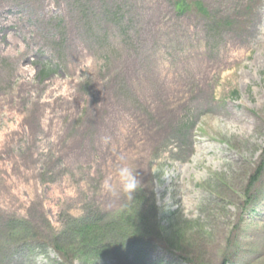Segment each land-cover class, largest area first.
I'll use <instances>...</instances> for the list:
<instances>
[{"label":"rangeland","instance_id":"1","mask_svg":"<svg viewBox=\"0 0 264 264\" xmlns=\"http://www.w3.org/2000/svg\"><path fill=\"white\" fill-rule=\"evenodd\" d=\"M172 1L0 0V264H64L70 220L136 198L158 212L147 264H264V0H184L210 21ZM122 163L131 200L100 188Z\"/></svg>","mask_w":264,"mask_h":264},{"label":"trees","instance_id":"2","mask_svg":"<svg viewBox=\"0 0 264 264\" xmlns=\"http://www.w3.org/2000/svg\"><path fill=\"white\" fill-rule=\"evenodd\" d=\"M175 5L179 15L191 11V5L184 0L176 2ZM195 8L203 15L209 16L201 4H196ZM262 169L261 167L257 171L253 178L254 181L259 179ZM130 208L128 211L122 212L120 216L117 215L108 221L103 219L101 214L89 220L85 219L86 221L70 220L73 222L69 223L66 239L71 234L74 237L69 238L70 241L65 239L62 244L60 240L64 239L63 237L54 241L56 251L65 258L64 264H73L70 261L73 255L65 249L70 246H74L72 247L73 251L77 248L78 253L89 248L97 257H103L105 254L112 255L119 260L118 264H146V255L143 253V249L148 246L151 238H162L158 230V212L155 204L149 206L137 198L133 200ZM71 241L73 243L69 244ZM121 259L124 260V263H121Z\"/></svg>","mask_w":264,"mask_h":264},{"label":"clouds","instance_id":"3","mask_svg":"<svg viewBox=\"0 0 264 264\" xmlns=\"http://www.w3.org/2000/svg\"><path fill=\"white\" fill-rule=\"evenodd\" d=\"M105 142L107 139L105 138ZM156 167H153V172H156ZM116 176V186L114 187L112 183V177H106L101 185V190L112 195L117 194V186L120 193H122L127 199L131 200L134 197V194L140 189L141 182L137 178V174L133 169L127 164L122 163L115 170ZM57 257V253L54 248L47 247L44 250L36 249L32 254V264H50L52 259Z\"/></svg>","mask_w":264,"mask_h":264}]
</instances>
